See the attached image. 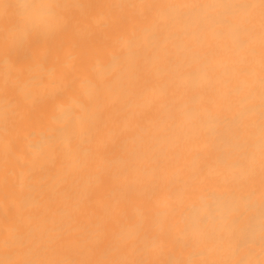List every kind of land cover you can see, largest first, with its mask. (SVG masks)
I'll use <instances>...</instances> for the list:
<instances>
[{"label":"bare ground","instance_id":"obj_1","mask_svg":"<svg viewBox=\"0 0 264 264\" xmlns=\"http://www.w3.org/2000/svg\"><path fill=\"white\" fill-rule=\"evenodd\" d=\"M35 2L68 26L0 16V264H264L261 0Z\"/></svg>","mask_w":264,"mask_h":264},{"label":"clouds","instance_id":"obj_2","mask_svg":"<svg viewBox=\"0 0 264 264\" xmlns=\"http://www.w3.org/2000/svg\"><path fill=\"white\" fill-rule=\"evenodd\" d=\"M8 5L18 18H26L32 22L34 28L43 29L56 24L59 14L58 4L53 2L38 3L35 0H9ZM0 12V16L5 15Z\"/></svg>","mask_w":264,"mask_h":264},{"label":"snow or ice","instance_id":"obj_3","mask_svg":"<svg viewBox=\"0 0 264 264\" xmlns=\"http://www.w3.org/2000/svg\"><path fill=\"white\" fill-rule=\"evenodd\" d=\"M60 8H68V5H57ZM234 7L247 9L252 8L254 5H237ZM261 8V18H262V27H264V0H261L260 3ZM10 6L6 2V0H0V12H5L9 15V19L12 23V28L10 32V38L18 43L23 45H29L31 43L30 33L33 29H36L32 26V22L26 18H18L15 13H9ZM68 26V21L65 16L58 14L56 28L57 31H64ZM45 32H48V27L43 28ZM212 226H205L206 229H210Z\"/></svg>","mask_w":264,"mask_h":264}]
</instances>
